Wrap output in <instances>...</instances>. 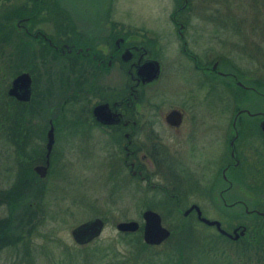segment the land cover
<instances>
[{
  "label": "flooded vegetation",
  "instance_id": "flooded-vegetation-1",
  "mask_svg": "<svg viewBox=\"0 0 264 264\" xmlns=\"http://www.w3.org/2000/svg\"><path fill=\"white\" fill-rule=\"evenodd\" d=\"M62 1L22 0L19 6L6 9L22 15L11 20H16L14 28L22 42L44 49L29 64L25 56L20 57L21 68L27 71L17 74L4 93L5 112L17 107L12 127L10 114H4L5 138L19 147L21 175H34L30 187L43 186L57 160L60 167L65 166L63 148L65 153L73 151L75 138L91 170L103 166L129 183L158 190L170 205H187L180 213L184 220L191 218L214 230L211 264H264L263 80L222 70V58L212 50L200 54L201 30L190 28L189 0H171L167 31L174 46L153 34L137 40L136 29L117 17L119 0H67L92 4L80 11L70 5L56 6ZM37 26L44 30H35ZM146 61L159 64L152 82H143L137 73ZM23 73L31 80L29 101L8 95L12 81ZM165 73L182 76L176 105L160 88ZM46 83L43 100L38 90ZM102 105L118 117L117 123L96 119L94 110ZM172 111L179 115L176 126L167 119ZM218 112L228 117L218 118ZM51 128L54 144L41 178L36 170L47 163ZM59 142L61 153L56 150ZM99 147L104 156L96 160ZM206 202L216 210L213 219L204 216ZM194 206L201 218L219 222L225 234L202 223L195 208L185 215ZM171 236L170 232L160 245L148 246L159 247ZM173 259V264H182L178 252Z\"/></svg>",
  "mask_w": 264,
  "mask_h": 264
},
{
  "label": "rangeland",
  "instance_id": "rangeland-1",
  "mask_svg": "<svg viewBox=\"0 0 264 264\" xmlns=\"http://www.w3.org/2000/svg\"><path fill=\"white\" fill-rule=\"evenodd\" d=\"M189 2L192 7L188 14L190 28L201 30L202 38L198 46L200 54L212 50L215 57L222 58V70L233 69L244 78H259L264 82V0ZM21 3L22 0H0V22L10 24L15 30L16 20H11L21 18L22 15L8 18L4 14L6 9ZM68 5L80 11V7H91L92 4L88 1L70 4L65 0L62 5L56 6ZM172 6L171 0H119L117 17L120 22L131 24L132 29H136L137 40L149 38L153 34L162 42L168 40L174 46V38L167 31L170 29L168 24ZM37 29L44 30V26H37L35 30ZM33 47L35 54L44 50L36 45ZM11 51L9 46H0V191L9 190L20 180L21 170L18 171V168L23 159L17 143L6 140L4 130V114L9 113L10 118L11 114L17 113L15 106H10V112H5V103L8 101L4 93L17 74L27 71L21 68L23 65L20 60L11 56ZM162 64L166 67L165 61L162 60ZM181 79L180 75L178 77L165 73V79L161 82L160 88L168 95L167 99L171 104L177 103ZM188 79L195 80L185 78V81ZM186 89H190L189 86ZM46 91L47 83L38 90V94L43 95V100L46 99ZM217 117L225 119L228 114L218 112ZM13 123L12 116L11 127ZM73 142V151L66 152L67 155L63 148L65 166L60 167L57 160L51 174L41 186L44 195L42 201H39L37 231L31 235L23 234L17 246L0 251V264H173L172 260L177 252L182 258V264H211L214 258L211 243L214 230L191 218L184 220L180 213L187 205H170L160 191L148 189L142 183H129L124 176L112 174L111 170L109 172L103 166L98 171L91 170L83 160L86 157L81 142H76L75 138ZM56 150L62 152L60 142L57 143ZM100 151L101 147L95 155L96 160L97 156H104ZM153 183L160 184L159 181ZM148 206H152V210L161 216L165 228L178 231L156 248L149 247L142 238V214ZM204 206V216L208 219L216 217V210L208 202ZM3 210H0V214L5 215ZM93 218L105 221L101 236L86 246L76 245L71 237L72 229ZM225 218L226 222L229 221L227 216ZM128 221L138 222L139 231L126 234L116 230L118 223ZM138 237L148 246L147 249L139 247ZM219 254L221 257L226 256L221 252ZM220 263L227 264L223 261Z\"/></svg>",
  "mask_w": 264,
  "mask_h": 264
},
{
  "label": "water",
  "instance_id": "water-1",
  "mask_svg": "<svg viewBox=\"0 0 264 264\" xmlns=\"http://www.w3.org/2000/svg\"><path fill=\"white\" fill-rule=\"evenodd\" d=\"M138 75L142 78L143 82H152L157 78L159 73V64L156 61H146L138 67ZM31 80L28 74L23 73L17 76L12 81V86L8 91V95L14 97L18 101H29L31 93ZM107 105L96 107L94 115L96 119L105 124L117 123L118 117L111 113H107ZM167 119H173V125L176 126V122L179 119V115L176 111H172L167 116ZM171 121V120H170ZM47 163L43 167L37 168V173L41 178H44L49 166L48 157L52 146L54 144L53 128H51L47 134ZM196 209L199 219L207 226H215L221 234H225L220 227V223L217 221H209L200 217V211L197 207H191L185 215H188L193 209ZM143 228L142 238L147 245H160L164 240L170 236V231L162 225L161 216L152 210H145L142 214ZM105 228V221L101 218H93L88 221L79 224L71 231V237L73 242L78 246H86L96 239H98ZM140 225L136 221L120 222L116 225V230L120 233H135L139 230Z\"/></svg>",
  "mask_w": 264,
  "mask_h": 264
},
{
  "label": "trees",
  "instance_id": "trees-1",
  "mask_svg": "<svg viewBox=\"0 0 264 264\" xmlns=\"http://www.w3.org/2000/svg\"><path fill=\"white\" fill-rule=\"evenodd\" d=\"M8 18L16 16V14L5 13ZM0 46H9L12 49L11 56L15 60L25 56L26 64L35 54L30 42H22L16 30L9 25L0 22ZM27 68V67H26ZM26 70V69H25ZM17 119V113L11 114V119ZM2 121V119H0ZM33 174L21 175L20 180L9 190L0 191V210L3 208L5 215L0 214V251L4 248L17 246L22 239L23 234L31 235L37 231L38 211L40 210L39 201L43 198V188H32L30 182H33ZM43 187V186H42ZM43 206V205H42ZM147 210H152V206H148ZM45 211V210H43ZM153 211V210H152ZM36 220V222H35ZM172 236L178 232L177 229H171ZM137 243L141 249H147L145 244L138 237Z\"/></svg>",
  "mask_w": 264,
  "mask_h": 264
}]
</instances>
